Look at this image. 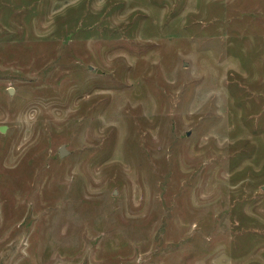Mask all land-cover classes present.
I'll return each mask as SVG.
<instances>
[{
	"label": "rangeland",
	"instance_id": "1",
	"mask_svg": "<svg viewBox=\"0 0 264 264\" xmlns=\"http://www.w3.org/2000/svg\"><path fill=\"white\" fill-rule=\"evenodd\" d=\"M1 126L0 264H264V0H0Z\"/></svg>",
	"mask_w": 264,
	"mask_h": 264
},
{
	"label": "water",
	"instance_id": "2",
	"mask_svg": "<svg viewBox=\"0 0 264 264\" xmlns=\"http://www.w3.org/2000/svg\"><path fill=\"white\" fill-rule=\"evenodd\" d=\"M188 64H187V62H185L184 63V66H187ZM92 68V67H91ZM10 94H12V89H10ZM0 130L2 131V132H5L6 131V126H1L0 127ZM68 153V150L66 149V147L63 145V146H61V148L59 149V154H60V156L61 157H63V156H65L66 154Z\"/></svg>",
	"mask_w": 264,
	"mask_h": 264
}]
</instances>
